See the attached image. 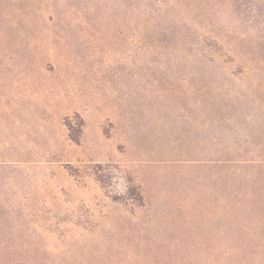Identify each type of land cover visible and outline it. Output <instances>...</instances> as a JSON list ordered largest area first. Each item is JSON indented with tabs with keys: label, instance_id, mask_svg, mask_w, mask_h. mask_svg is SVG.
<instances>
[{
	"label": "rangeland",
	"instance_id": "374dc122",
	"mask_svg": "<svg viewBox=\"0 0 264 264\" xmlns=\"http://www.w3.org/2000/svg\"><path fill=\"white\" fill-rule=\"evenodd\" d=\"M244 52L264 0H0V264H264Z\"/></svg>",
	"mask_w": 264,
	"mask_h": 264
},
{
	"label": "trees",
	"instance_id": "16d2710c",
	"mask_svg": "<svg viewBox=\"0 0 264 264\" xmlns=\"http://www.w3.org/2000/svg\"><path fill=\"white\" fill-rule=\"evenodd\" d=\"M256 49H257V47H256ZM251 52H253V51H251ZM243 54H244V56H247L249 60L254 61L255 59H259V60H261V61L264 62V57H263L261 54H259V53H247V52H244ZM260 57H263V58H260ZM249 62L251 63V61H249ZM262 64H263V63H262ZM253 67H256V65H253ZM231 74H232V75H236V74H233V73H231ZM102 176H103V175H101V174H96V178H97V180H98L100 183H104V181H103V177H102ZM127 190H131V191H130V194H134V196H136V200H137L138 202H140V200H142L141 195H140L138 192H136V188H135V187H131V189H130V187H129ZM134 191H135V193H132V192H134ZM132 198H134V197H132Z\"/></svg>",
	"mask_w": 264,
	"mask_h": 264
}]
</instances>
